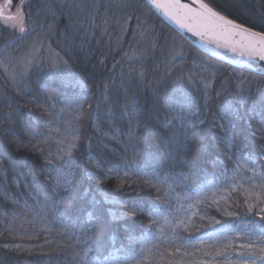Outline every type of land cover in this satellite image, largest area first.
<instances>
[{
    "label": "trees",
    "instance_id": "trees-1",
    "mask_svg": "<svg viewBox=\"0 0 264 264\" xmlns=\"http://www.w3.org/2000/svg\"><path fill=\"white\" fill-rule=\"evenodd\" d=\"M104 1L74 16L67 0H11L35 21L19 33L0 18V60L43 32L68 73L30 69L15 88L0 67V264H160L140 244L157 213L237 160L264 172V75L201 52L143 0ZM204 1L264 32V0ZM63 97L82 101L69 178L55 184L38 139ZM125 203L142 207L136 217L122 214ZM223 209L209 210L264 234V208L240 192ZM201 224L183 235L199 238L210 226Z\"/></svg>",
    "mask_w": 264,
    "mask_h": 264
},
{
    "label": "rangeland",
    "instance_id": "rangeland-1",
    "mask_svg": "<svg viewBox=\"0 0 264 264\" xmlns=\"http://www.w3.org/2000/svg\"><path fill=\"white\" fill-rule=\"evenodd\" d=\"M67 2L71 8V15L79 16L81 13L96 15L97 4L105 6L106 1L87 0L86 3L83 0H67ZM118 5H121V2H118ZM2 12L6 16L0 17L1 20H7L4 21L6 25L18 33L27 26L26 24L29 28L35 25L34 19L29 20L30 23H27L28 21L25 23L19 4L13 7L2 4ZM143 32L138 31L135 43L127 45L124 51L128 52L127 59L137 56L136 50L139 49L135 45ZM43 38L44 33L40 32L31 39L28 47L20 46L12 59L9 56L5 60L1 58L0 67L15 88L19 87L21 78L30 69H37L49 77L55 74L64 78V75L68 74L64 70L66 63L63 57L61 58L47 42H44ZM80 98L63 97L56 107L57 110L55 109L54 124L38 139L39 148L45 150L52 163V178L55 184L65 183L69 178V150L77 138L75 117L79 114V105L82 101ZM237 192L243 195L249 206L258 204L264 208V172L237 160L233 169L222 170L192 195L179 197L171 209L155 215L157 224L155 231L151 238L140 243L141 252L160 264H245L246 258L255 256V243L260 242L262 247L258 254L264 256L262 251L264 234L255 231V224L222 222L219 216L213 214V210H209L225 211L222 208H226ZM202 222L210 226L198 234L199 238L183 235L184 232L197 231ZM201 240L203 242H200ZM249 245L252 246L251 249Z\"/></svg>",
    "mask_w": 264,
    "mask_h": 264
},
{
    "label": "water",
    "instance_id": "water-1",
    "mask_svg": "<svg viewBox=\"0 0 264 264\" xmlns=\"http://www.w3.org/2000/svg\"><path fill=\"white\" fill-rule=\"evenodd\" d=\"M145 4L163 20L166 24L172 27L178 32L186 41L192 44L201 52L214 57L222 62L228 63L234 67L264 75V60L255 59L252 60L248 56L240 55L239 53H232L228 48L224 46L228 37L226 34L213 33L207 30L204 26H198L200 31H205L207 34L204 36H196L194 31H188V27H192L196 24V20L193 19L194 14L197 12L204 13L207 9H204L191 0H143ZM214 12L221 16H224L228 20H232L227 16L221 14L205 1L201 0ZM180 5H187V8L180 7ZM234 23L243 27L251 29L255 32H262L245 26L237 21L232 20ZM187 25L188 27H185Z\"/></svg>",
    "mask_w": 264,
    "mask_h": 264
},
{
    "label": "snow or ice",
    "instance_id": "snow-or-ice-1",
    "mask_svg": "<svg viewBox=\"0 0 264 264\" xmlns=\"http://www.w3.org/2000/svg\"><path fill=\"white\" fill-rule=\"evenodd\" d=\"M9 6H11V0H7ZM179 4V0H177ZM180 7L187 8V5H180ZM206 12H197L194 14L193 19L196 20V24L192 27H188V31H194L196 36H204L207 33L205 31H200L198 26L202 25L207 30L213 33L226 34L228 39L226 40L224 46L228 48L232 53H239L240 55L248 56L250 59H260L264 60V32H255L251 29L243 27L239 24L234 23L232 20L226 19L224 16L219 15L214 12L207 5H203ZM23 31V29H21ZM262 119H264V111L261 113ZM137 208L142 207H130L128 204H124L122 208V214L130 217H136ZM251 210V209H250ZM251 249V245L248 246ZM264 251V249H262ZM256 264L255 256H249L245 260V264ZM260 264H264V257L260 258Z\"/></svg>",
    "mask_w": 264,
    "mask_h": 264
},
{
    "label": "bare ground",
    "instance_id": "bare-ground-1",
    "mask_svg": "<svg viewBox=\"0 0 264 264\" xmlns=\"http://www.w3.org/2000/svg\"><path fill=\"white\" fill-rule=\"evenodd\" d=\"M192 2H194L195 4H197L198 6L203 7V5H206L204 4L201 0H191ZM204 1V0H203ZM208 7V6H207ZM209 8V7H208ZM205 9V8H204Z\"/></svg>",
    "mask_w": 264,
    "mask_h": 264
},
{
    "label": "flooded vegetation",
    "instance_id": "flooded-vegetation-1",
    "mask_svg": "<svg viewBox=\"0 0 264 264\" xmlns=\"http://www.w3.org/2000/svg\"><path fill=\"white\" fill-rule=\"evenodd\" d=\"M2 4H3V3L0 2V17H5L6 14H4V13L2 12Z\"/></svg>",
    "mask_w": 264,
    "mask_h": 264
}]
</instances>
